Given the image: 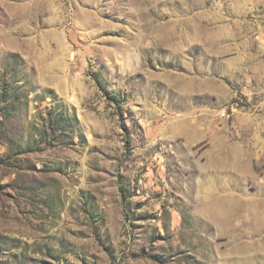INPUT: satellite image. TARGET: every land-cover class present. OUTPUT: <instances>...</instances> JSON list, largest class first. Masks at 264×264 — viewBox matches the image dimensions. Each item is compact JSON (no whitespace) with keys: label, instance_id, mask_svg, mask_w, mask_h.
<instances>
[{"label":"rangeland","instance_id":"obj_1","mask_svg":"<svg viewBox=\"0 0 264 264\" xmlns=\"http://www.w3.org/2000/svg\"><path fill=\"white\" fill-rule=\"evenodd\" d=\"M258 126L264 0H0V264H264Z\"/></svg>","mask_w":264,"mask_h":264},{"label":"crops","instance_id":"obj_2","mask_svg":"<svg viewBox=\"0 0 264 264\" xmlns=\"http://www.w3.org/2000/svg\"><path fill=\"white\" fill-rule=\"evenodd\" d=\"M247 129L250 133V136L246 138L247 146L249 148L264 147V127H249ZM259 156L261 155L259 154ZM229 184L231 186L230 190L233 192L235 187L231 183ZM242 191L245 192L246 199L244 208L238 217L241 224L239 223L234 228L235 242L241 243L245 250L248 249L249 253L252 252L253 246H256V251L262 253L264 252V191L262 190L261 194L249 191L246 188ZM256 196H261L260 202L255 199ZM214 211L218 213L220 219L229 216L231 213L222 203H216ZM219 233L223 234V231L220 230Z\"/></svg>","mask_w":264,"mask_h":264}]
</instances>
